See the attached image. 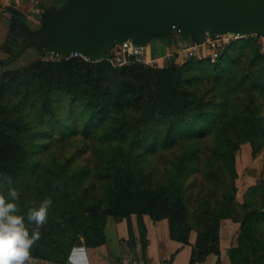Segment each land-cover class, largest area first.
I'll return each mask as SVG.
<instances>
[{"label": "trees", "instance_id": "16d2710c", "mask_svg": "<svg viewBox=\"0 0 264 264\" xmlns=\"http://www.w3.org/2000/svg\"><path fill=\"white\" fill-rule=\"evenodd\" d=\"M259 37L230 41L213 63L36 58L2 70L0 194L11 177L25 218L32 201L52 199L31 257L71 264L73 247L105 243L109 216L127 220L130 242L133 214L144 253L147 214L167 219L169 237L183 244L195 231L189 264L217 252L222 219L239 224L230 263L264 264V181L239 201L235 157L244 143L252 155L264 150Z\"/></svg>", "mask_w": 264, "mask_h": 264}, {"label": "water", "instance_id": "95a60500", "mask_svg": "<svg viewBox=\"0 0 264 264\" xmlns=\"http://www.w3.org/2000/svg\"><path fill=\"white\" fill-rule=\"evenodd\" d=\"M14 35L24 39L13 56L27 48L88 61L106 59L115 44L130 40L145 47L152 39H169L178 25L184 39L205 33L259 35L264 40V0H65L42 10L37 26L13 21Z\"/></svg>", "mask_w": 264, "mask_h": 264}, {"label": "crops", "instance_id": "0c3cea01", "mask_svg": "<svg viewBox=\"0 0 264 264\" xmlns=\"http://www.w3.org/2000/svg\"><path fill=\"white\" fill-rule=\"evenodd\" d=\"M32 4L30 0H0V72L6 64L14 60L13 56L23 46L24 39L20 35H14L13 21H24L30 27L37 26L39 20L34 13L43 10L50 5H61L65 0H36ZM185 42L173 44L171 39H152L146 45V52L151 57L162 56L172 49L186 44ZM26 50V49H25ZM24 50V51H25ZM35 50V49H34ZM23 51V52H24ZM38 53L37 50H35ZM19 60H26L27 65L32 60L26 54H21ZM250 186V185H249ZM242 201L241 198H237ZM145 226V239L147 246L144 253L141 251V239L137 227L136 216H130L133 240L128 241V222L125 218L115 220L109 216L104 227L105 243L96 247H73L69 254L72 264H82L84 258L88 264H189L192 245L195 242L196 233L191 231L188 243L183 244L169 237L167 219L153 221L147 214L142 216ZM239 224L230 219H222L218 232V240L215 244L216 253H208L204 261L195 264H231L228 250L236 246ZM29 264H51L49 262L32 258Z\"/></svg>", "mask_w": 264, "mask_h": 264}, {"label": "clouds", "instance_id": "9594fccd", "mask_svg": "<svg viewBox=\"0 0 264 264\" xmlns=\"http://www.w3.org/2000/svg\"><path fill=\"white\" fill-rule=\"evenodd\" d=\"M9 184L7 196L0 194V264H29L31 249L40 239V228L47 223L51 197L36 204L31 202L25 215H21L18 201L20 193L11 187V177L5 176ZM28 224L35 227L29 231Z\"/></svg>", "mask_w": 264, "mask_h": 264}, {"label": "built area", "instance_id": "2783aa9c", "mask_svg": "<svg viewBox=\"0 0 264 264\" xmlns=\"http://www.w3.org/2000/svg\"><path fill=\"white\" fill-rule=\"evenodd\" d=\"M32 4H36V0H30ZM38 10L34 13V18L39 20L40 13ZM176 33L180 36V28L178 25L172 26V34ZM239 36L232 33L226 34H213L209 35L207 32L204 35L203 40L190 39L186 44L176 47L174 50L162 55L153 56L147 54L146 46L140 47L134 45L130 40L123 41L120 44H115L108 53L106 60L112 66H122L131 63H141L143 65L155 68L159 67L165 59H171L175 57L179 60H186L188 58H194L202 60L207 58L213 63L218 55L219 51L223 49L230 41L238 38ZM82 58L87 60L78 52H70L67 55L57 52H44L38 57L44 61L57 62L62 59L68 58ZM88 61V60H87ZM71 263V262H70ZM72 264V263H71ZM82 264H88L86 258H84Z\"/></svg>", "mask_w": 264, "mask_h": 264}, {"label": "rangeland", "instance_id": "374dc122", "mask_svg": "<svg viewBox=\"0 0 264 264\" xmlns=\"http://www.w3.org/2000/svg\"><path fill=\"white\" fill-rule=\"evenodd\" d=\"M171 41L173 44H176L177 41L182 43L183 38L176 33L171 34ZM259 42L264 45V40L262 37L258 38ZM175 49V48H174ZM172 49V50H174ZM23 54L26 56L30 55L31 60H34L40 56L34 50V48H27ZM185 60V59H184ZM183 61V60H182ZM26 60L20 61L19 57L14 58L6 64L5 68L7 69H17L23 67ZM253 146L250 143H244L240 146L239 150L236 151V170L238 177L236 179L237 184V198H241L244 191L249 187L261 181H264V150H260L255 155H252Z\"/></svg>", "mask_w": 264, "mask_h": 264}]
</instances>
